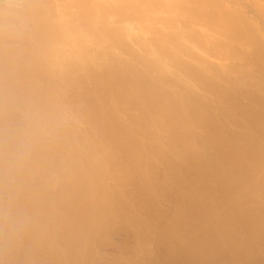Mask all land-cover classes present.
Here are the masks:
<instances>
[{
	"label": "bare ground",
	"instance_id": "6f19581e",
	"mask_svg": "<svg viewBox=\"0 0 264 264\" xmlns=\"http://www.w3.org/2000/svg\"><path fill=\"white\" fill-rule=\"evenodd\" d=\"M0 264H264V0H0Z\"/></svg>",
	"mask_w": 264,
	"mask_h": 264
}]
</instances>
